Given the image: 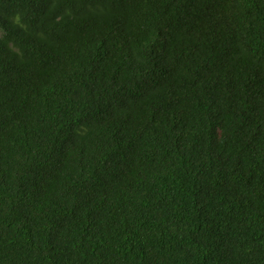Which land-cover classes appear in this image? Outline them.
I'll return each instance as SVG.
<instances>
[{"label":"trees","instance_id":"1","mask_svg":"<svg viewBox=\"0 0 264 264\" xmlns=\"http://www.w3.org/2000/svg\"><path fill=\"white\" fill-rule=\"evenodd\" d=\"M0 264H264V0H0Z\"/></svg>","mask_w":264,"mask_h":264}]
</instances>
